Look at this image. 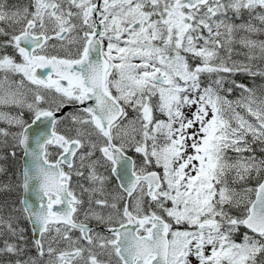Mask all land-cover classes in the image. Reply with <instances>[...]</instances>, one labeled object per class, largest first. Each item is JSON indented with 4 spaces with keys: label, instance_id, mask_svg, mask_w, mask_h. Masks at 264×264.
<instances>
[{
    "label": "snow or ice",
    "instance_id": "snow-or-ice-1",
    "mask_svg": "<svg viewBox=\"0 0 264 264\" xmlns=\"http://www.w3.org/2000/svg\"><path fill=\"white\" fill-rule=\"evenodd\" d=\"M0 264H264V0H0Z\"/></svg>",
    "mask_w": 264,
    "mask_h": 264
}]
</instances>
